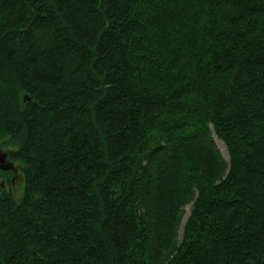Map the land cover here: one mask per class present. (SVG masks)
I'll list each match as a JSON object with an SVG mask.
<instances>
[{
	"label": "trees",
	"instance_id": "1",
	"mask_svg": "<svg viewBox=\"0 0 264 264\" xmlns=\"http://www.w3.org/2000/svg\"><path fill=\"white\" fill-rule=\"evenodd\" d=\"M0 146V264H264V0H0Z\"/></svg>",
	"mask_w": 264,
	"mask_h": 264
},
{
	"label": "rangeland",
	"instance_id": "2",
	"mask_svg": "<svg viewBox=\"0 0 264 264\" xmlns=\"http://www.w3.org/2000/svg\"><path fill=\"white\" fill-rule=\"evenodd\" d=\"M23 99V102H24V98ZM216 144L222 154V156L228 160V154H227V149L225 147V145L216 139ZM9 152V148L7 147L6 148H3L0 146V154H6V158H5V164L6 165H9L10 167L15 166L16 167V172L13 174V176L10 178V180L8 181L7 178L5 177H2L0 176V184H2L3 188L5 190H8L9 188L12 190V193L14 194V196L18 199L20 198L21 194H22V190H23V185H24V180H23V176L17 171L18 167H19V164L16 163V162H11L12 165L10 163H7L6 159H7V154ZM12 169V168H11ZM11 169H8V170H11ZM189 212H190V207L189 205L185 207V211H184V215L182 217V221H181V225H180V228H179V235L182 236V233H183V227H184V224L187 220V217L189 215Z\"/></svg>",
	"mask_w": 264,
	"mask_h": 264
},
{
	"label": "bare ground",
	"instance_id": "3",
	"mask_svg": "<svg viewBox=\"0 0 264 264\" xmlns=\"http://www.w3.org/2000/svg\"><path fill=\"white\" fill-rule=\"evenodd\" d=\"M5 158H6V154H0V169H2V170H8V169L5 168V167L9 166V165H6L4 163L5 162Z\"/></svg>",
	"mask_w": 264,
	"mask_h": 264
},
{
	"label": "water",
	"instance_id": "4",
	"mask_svg": "<svg viewBox=\"0 0 264 264\" xmlns=\"http://www.w3.org/2000/svg\"><path fill=\"white\" fill-rule=\"evenodd\" d=\"M6 169H10L11 167L10 166H7V167H5Z\"/></svg>",
	"mask_w": 264,
	"mask_h": 264
}]
</instances>
